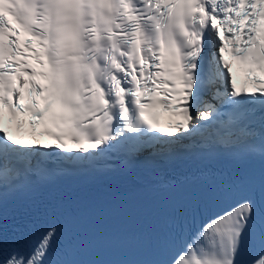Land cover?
<instances>
[{
  "label": "snow or ice",
  "instance_id": "6c2138e0",
  "mask_svg": "<svg viewBox=\"0 0 264 264\" xmlns=\"http://www.w3.org/2000/svg\"><path fill=\"white\" fill-rule=\"evenodd\" d=\"M21 29L36 48L32 39L20 47ZM225 41L261 84L252 73H264V0H0V106L13 117L30 113L33 128L39 122L55 141L23 145L0 128V203L54 167L113 157L201 151L264 160V87L237 90ZM28 53L40 71L27 66ZM157 105L182 118L175 132L146 118ZM56 232L49 226L29 252L0 264H80L48 259ZM152 264H264V169Z\"/></svg>",
  "mask_w": 264,
  "mask_h": 264
}]
</instances>
